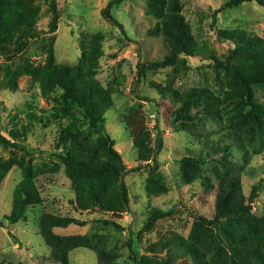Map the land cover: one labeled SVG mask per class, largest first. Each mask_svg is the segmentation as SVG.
Returning a JSON list of instances; mask_svg holds the SVG:
<instances>
[{"label": "rangeland", "instance_id": "obj_1", "mask_svg": "<svg viewBox=\"0 0 264 264\" xmlns=\"http://www.w3.org/2000/svg\"><path fill=\"white\" fill-rule=\"evenodd\" d=\"M56 1L62 13L56 30L49 31L51 13L46 3L40 2L38 35L26 52L15 58L12 67L24 58L41 67L50 50L56 64L75 65L91 38L99 35L101 57L96 79L111 101L104 114V130L127 169L150 165V169L156 167V173L144 167L125 176L129 207L124 205L119 217L75 211L67 164L48 151L56 142L59 120L65 128L73 127L74 137L84 143L91 158L106 159L99 136L77 113L64 114L58 110L57 96L53 95L49 101L44 99L32 77L22 76L16 89L7 88L4 60L0 56V131L9 137L11 130L21 131L24 125L26 133L21 131V144L45 153L30 157L0 146V160L14 157L23 161V166H29L30 178L40 197V203L28 207L18 223L11 225L5 221V215L12 210L14 188L24 178V169L13 166L0 185V264H57L40 235V221L46 215L75 223L54 230L55 235L77 244L68 253V264H97L99 251L114 253L117 258L114 264H132V252L141 264H212L210 253L201 251V258L189 251L188 239L195 218L213 215L219 182L230 178L236 181L234 189L245 203L251 188L261 182L257 198L251 203V215L257 219L264 215V140L258 153H252L247 145L241 150L231 140L221 139L227 135V129L223 130L224 124L210 114L215 105L208 97L226 89L227 80L214 69L211 60H204L199 54L179 56L173 65L148 67L171 55L168 42L151 31L157 21L149 9L151 0H124L111 8V20L103 14L110 0ZM224 1L179 0L180 14L193 40L203 49L204 56L220 60L233 45L219 40L217 31L243 30L264 42V8L251 2L218 10ZM213 11H218L214 23ZM142 64L146 67L139 73L137 66ZM191 91L196 92L202 106L193 110L189 118L174 122L177 98ZM254 92V101L264 113V84L255 86ZM30 111L40 118L48 117L47 123L42 126L34 121L30 127L26 116ZM126 116H132L131 120L138 124V135L142 138L139 149L149 155L148 162L136 161L138 147L123 119ZM251 124L248 122L246 126ZM258 126L255 123L256 138L264 127ZM160 138L163 145L155 156ZM212 143L215 150H210ZM225 147L227 151L222 150ZM191 152L197 158L203 155L204 162L183 165L182 159ZM118 187V180H109L105 196L121 204ZM155 209L162 216L143 230ZM99 219L111 220L119 229L104 226Z\"/></svg>", "mask_w": 264, "mask_h": 264}, {"label": "trees", "instance_id": "obj_2", "mask_svg": "<svg viewBox=\"0 0 264 264\" xmlns=\"http://www.w3.org/2000/svg\"><path fill=\"white\" fill-rule=\"evenodd\" d=\"M123 1L110 0L104 10V17L111 20V8L120 5ZM151 1L149 9L157 19L151 31L155 35H161L168 42L171 55L163 61L150 63L148 67L160 68L173 65L179 56L189 57L199 54L202 58L205 57L204 60H211L214 69L224 74L227 80L226 89L222 88L217 95L208 97L215 105V109L209 110L210 114L220 120L219 124H224L223 130L227 129V135L221 139L231 140L241 150L247 145L252 149L249 152L258 153L264 140V127L260 128L261 133L258 138L254 136V128L255 123L259 126L264 125V113L254 101V87L264 84L263 40L243 30H220L216 33L217 38L230 42L233 47L227 54L222 55L221 60L208 54L204 56L203 49L193 40L180 14L179 0ZM40 2L46 3L51 13L49 31L54 32L62 14L56 0H0V56L4 60L5 86L16 89L20 77H32L44 99L49 101L53 99V95L57 96L55 102L59 107L58 110L64 114L77 113L89 123L99 136V144L106 159L91 158L84 150V143L74 137L73 127L65 128L60 120L56 142L48 152L67 164L71 188L75 194V200L71 201L75 211L89 214L102 212L119 217L123 206L129 207L125 176L128 173H138L144 167L150 169V165H138L127 169L122 157L113 148V140L104 130V114L111 107V101L108 92L96 79L101 57L100 36L95 35L91 38L87 49L83 51L75 65L56 64L50 50L41 67L33 66L25 58L19 65L12 67L15 58L23 55L31 41L38 35L36 25L39 21ZM251 2L264 8V0H226L218 10L233 9L243 3ZM217 12H212L213 23L217 21ZM145 67L143 64L137 66L138 72L142 73ZM176 103L178 106L173 113L174 122L189 118L193 110L202 106L195 91L179 96ZM26 116L30 127L34 121L43 126L48 120V117L40 118L31 111L27 112ZM131 118L132 116L123 117L134 145L138 147L136 161L139 164L148 162L149 155L139 149L142 138L138 135V124ZM248 122L252 124L246 126ZM25 130L26 127L23 125L21 131L26 133ZM21 131L13 129L9 137H5L0 131V146L22 152L30 157L45 154L41 150H29L23 146L21 144L23 141H20ZM162 145L163 140L160 138L155 156L159 154ZM209 146L210 150L215 147L213 143ZM222 150L227 151L226 147ZM192 153L182 159L183 165L187 166L193 161L204 162L203 155L197 158ZM15 165L24 169V178L15 186L12 194V210L4 217L11 225L18 223L24 217L28 207L40 203L39 193L30 178L29 166H23V161H17L14 157L0 160V185ZM155 170V166L150 169L153 173H156ZM109 180L119 181L121 204H116L105 196ZM235 182L232 178L220 180L213 215L195 218L188 239L191 246L189 251L193 254L196 252L195 256L201 258L203 254L201 251L210 253L212 264H264V215L258 219L251 215V203L257 198L261 182L251 188L247 203L234 189ZM161 216L162 212L155 209L144 223L143 230L149 229ZM98 221L104 226H114L119 229V225L111 220ZM72 224H75L74 221L53 215L43 216L40 221V235L45 244L51 248V257L57 264H68V253L77 244L68 238L55 235L54 230ZM83 225L84 223H77V226ZM197 235L200 237L197 238ZM116 259L115 254L111 252L97 253V264H114ZM130 260L132 264H141L133 252L130 254Z\"/></svg>", "mask_w": 264, "mask_h": 264}]
</instances>
